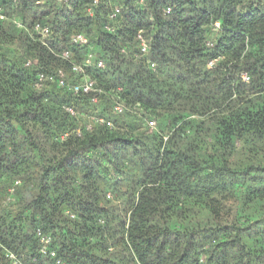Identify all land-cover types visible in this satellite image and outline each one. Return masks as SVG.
I'll list each match as a JSON object with an SVG mask.
<instances>
[{"label":"trees","instance_id":"trees-1","mask_svg":"<svg viewBox=\"0 0 264 264\" xmlns=\"http://www.w3.org/2000/svg\"><path fill=\"white\" fill-rule=\"evenodd\" d=\"M0 4V264H264V0Z\"/></svg>","mask_w":264,"mask_h":264},{"label":"built area","instance_id":"built-area-1","mask_svg":"<svg viewBox=\"0 0 264 264\" xmlns=\"http://www.w3.org/2000/svg\"><path fill=\"white\" fill-rule=\"evenodd\" d=\"M61 1L66 2V0H61ZM252 1L257 2V1H262V0H252ZM94 3H97V0H94ZM171 9L172 8L170 6H167L163 9V13L166 15L170 14L172 11ZM119 11H120V8L118 7V5H115L111 11L110 18L114 19L119 13ZM4 19H6V15L4 14L3 8L0 4V20H4ZM106 28L109 29L108 26ZM212 29L214 31H217L219 29V23L214 22ZM34 30L39 33L41 38H44L45 36H47L49 32V29L47 26H42L40 24H36L34 26ZM136 38L139 44L140 52L146 53L147 48H148L146 38L141 33H138ZM72 44L77 47H81L87 44V39L84 36L77 34L73 36ZM207 44L208 46H212L213 42L209 41ZM61 56L63 59H69L70 52L68 50H64L63 52H61ZM212 65H213V60L208 63V66H212ZM88 67H95V68L102 69L104 67V62L100 59L94 60V56L92 52H88L80 63L72 62L71 64V71L74 73V75L82 76L83 79L79 82L66 81L65 74L61 70H59L57 72L58 85L61 87L67 88L68 90L72 91L74 94L91 95L92 101L96 102L97 94L100 92V90L96 87L95 81L87 77L86 69ZM151 67L154 68L155 64L151 63ZM242 79L244 81H248V76L246 74H243ZM44 80H45V76L43 74H40L39 81L41 82ZM40 85L41 83H36L37 87H39ZM64 109L72 115L75 114V112L69 107H64ZM114 110L118 113H121L124 110V106L118 103L115 105ZM96 120L98 122H103V120L100 118H97ZM147 125L149 127V130L151 131L155 127V121L150 120L147 123ZM12 191L13 189L10 190V192ZM107 196L110 197V194H108ZM67 214L69 215L70 218H74L73 213L67 212ZM35 236H36L37 243H38V253L41 256L48 257L54 260L55 264H65V262L61 258L58 257L57 251L52 247L53 239H52L51 234L43 232L40 228H37L35 232ZM6 256L11 261V264H19V261L14 253L6 252Z\"/></svg>","mask_w":264,"mask_h":264},{"label":"rangeland","instance_id":"rangeland-1","mask_svg":"<svg viewBox=\"0 0 264 264\" xmlns=\"http://www.w3.org/2000/svg\"><path fill=\"white\" fill-rule=\"evenodd\" d=\"M93 108L94 109L92 110V107H89V109H91V112L96 113L98 111L97 108L96 107H93ZM83 120L87 121L88 125L91 126V122H90L91 119L89 120L88 118H83Z\"/></svg>","mask_w":264,"mask_h":264}]
</instances>
